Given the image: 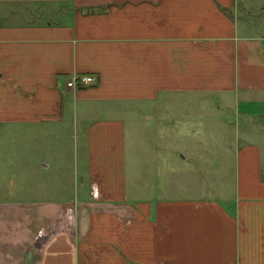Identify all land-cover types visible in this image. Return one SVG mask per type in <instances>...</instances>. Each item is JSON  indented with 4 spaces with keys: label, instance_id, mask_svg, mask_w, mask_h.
I'll return each instance as SVG.
<instances>
[{
    "label": "crops",
    "instance_id": "1",
    "mask_svg": "<svg viewBox=\"0 0 264 264\" xmlns=\"http://www.w3.org/2000/svg\"><path fill=\"white\" fill-rule=\"evenodd\" d=\"M253 4L264 16V0H0V128L75 140L73 169L29 161L18 187L30 199L0 202V264H264V22L251 21ZM76 76L95 83L68 88ZM186 96L233 109V196L150 195L137 179L129 189V122L160 120Z\"/></svg>",
    "mask_w": 264,
    "mask_h": 264
},
{
    "label": "rangeland",
    "instance_id": "2",
    "mask_svg": "<svg viewBox=\"0 0 264 264\" xmlns=\"http://www.w3.org/2000/svg\"><path fill=\"white\" fill-rule=\"evenodd\" d=\"M257 5L253 4L251 21L262 26L264 16L258 14L261 8ZM262 7L264 9V4ZM210 99L217 101L214 97ZM200 101L203 100L189 96L170 98L167 102L170 109L161 111L160 120L129 122L126 157L129 189L133 183L130 181L137 179L139 185L152 188L146 190L150 195L159 188L173 199L222 200L234 195L233 152L240 134L228 124L233 118V109L208 106V100L199 105ZM183 112L185 122L178 119ZM135 127L137 138L132 135ZM23 134L28 135V131L17 126L0 128V202L30 199L32 191L18 187L20 171L29 161L36 166L45 163L55 172L56 166L61 164L72 169L75 166L73 138L66 143L52 139L42 141L41 136L32 133L31 139L25 142ZM59 150L66 153L60 157ZM46 174L56 176V173ZM145 195L149 194L143 191Z\"/></svg>",
    "mask_w": 264,
    "mask_h": 264
},
{
    "label": "built area",
    "instance_id": "3",
    "mask_svg": "<svg viewBox=\"0 0 264 264\" xmlns=\"http://www.w3.org/2000/svg\"><path fill=\"white\" fill-rule=\"evenodd\" d=\"M94 83L95 78L93 76H76L67 83V87L76 89L86 88Z\"/></svg>",
    "mask_w": 264,
    "mask_h": 264
}]
</instances>
